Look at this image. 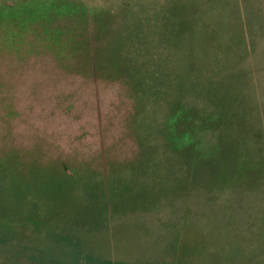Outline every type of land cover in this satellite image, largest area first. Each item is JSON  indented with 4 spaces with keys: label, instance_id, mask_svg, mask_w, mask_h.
I'll use <instances>...</instances> for the list:
<instances>
[{
    "label": "rangeland",
    "instance_id": "rangeland-1",
    "mask_svg": "<svg viewBox=\"0 0 264 264\" xmlns=\"http://www.w3.org/2000/svg\"><path fill=\"white\" fill-rule=\"evenodd\" d=\"M0 264H264V0H0Z\"/></svg>",
    "mask_w": 264,
    "mask_h": 264
},
{
    "label": "trees",
    "instance_id": "trees-1",
    "mask_svg": "<svg viewBox=\"0 0 264 264\" xmlns=\"http://www.w3.org/2000/svg\"><path fill=\"white\" fill-rule=\"evenodd\" d=\"M19 187L18 180L13 170H9L5 165L0 163V202H2L4 197L11 196L17 193ZM2 203H0V209ZM100 264H123L118 261H102Z\"/></svg>",
    "mask_w": 264,
    "mask_h": 264
}]
</instances>
